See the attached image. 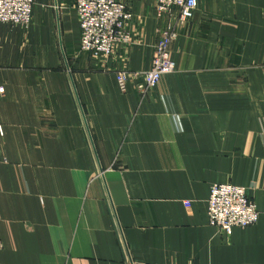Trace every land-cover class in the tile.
Masks as SVG:
<instances>
[{"label":"crops","instance_id":"crops-1","mask_svg":"<svg viewBox=\"0 0 264 264\" xmlns=\"http://www.w3.org/2000/svg\"><path fill=\"white\" fill-rule=\"evenodd\" d=\"M0 24V264H264V0H197L152 90L154 0L127 46L80 51L74 0H33ZM246 189L249 228L208 225L211 186Z\"/></svg>","mask_w":264,"mask_h":264},{"label":"built area","instance_id":"built-area-1","mask_svg":"<svg viewBox=\"0 0 264 264\" xmlns=\"http://www.w3.org/2000/svg\"><path fill=\"white\" fill-rule=\"evenodd\" d=\"M156 18L173 16L159 32L153 48L149 70L141 74L118 71L115 74L120 89L124 92L135 78L141 80L137 88L154 89L161 78L174 72L170 58V44L176 39V27L189 25L197 12V0H154ZM33 0H0V24H9L27 29L32 20ZM80 38L79 49L93 57H109L113 49L122 44L127 46L130 36L127 24L133 15L128 7L117 0H74ZM259 212L248 196L246 189L230 183L211 186L207 200L208 225L219 233L230 234L233 228L246 229L258 222ZM122 244L125 264H133Z\"/></svg>","mask_w":264,"mask_h":264}]
</instances>
